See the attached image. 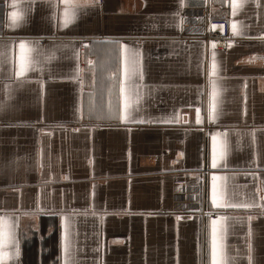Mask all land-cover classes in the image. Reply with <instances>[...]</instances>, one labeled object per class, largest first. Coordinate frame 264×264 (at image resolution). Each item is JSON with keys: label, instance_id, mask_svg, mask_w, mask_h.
<instances>
[{"label": "crops", "instance_id": "obj_1", "mask_svg": "<svg viewBox=\"0 0 264 264\" xmlns=\"http://www.w3.org/2000/svg\"><path fill=\"white\" fill-rule=\"evenodd\" d=\"M67 4L0 0V264H213V220L221 264H264V0Z\"/></svg>", "mask_w": 264, "mask_h": 264}, {"label": "snow or ice", "instance_id": "obj_2", "mask_svg": "<svg viewBox=\"0 0 264 264\" xmlns=\"http://www.w3.org/2000/svg\"><path fill=\"white\" fill-rule=\"evenodd\" d=\"M66 2V7H65V20H64V24L65 26L67 25V23L70 22V20L68 19V4H67V0H65ZM14 17L16 16V14H13ZM215 27V26H213ZM236 30L235 27V23H233V31ZM20 58H19V66L17 69H15V76L17 77H22L24 75V73L26 71L29 70V67L31 66V64L33 63L32 61H30L27 57H26V52L31 51V49L26 48L25 43L23 41L20 42ZM123 48H127L126 45H122ZM214 57H215V53H213V63H212V73L214 74L215 72V61H214ZM0 59H5L6 60V52L5 51H0ZM89 63H91V61H89ZM79 71V69L77 70ZM123 74H124V80L121 81L120 84V93L122 95H124V100H125V110H127L128 107V95L126 93H130V90L126 87L127 82H129L133 77L139 75L140 78L142 79V69L139 65V61L137 58V54L134 52L128 53L125 55L124 58V65H123ZM212 87H213V91L211 93V100H210V104H209V115L210 118H215L214 113H215V107H216V85L215 82H212ZM93 110L90 108V111ZM197 120L199 121V110H197ZM123 118H127V115L125 114V116ZM162 122H170V121H162ZM215 140V138H214ZM223 154V153H221ZM216 163V155H215V144H214V154H213V166H215ZM215 177L213 178V189H212V202L214 205H217L219 207H251V205L248 204H234V205H228L223 203V194L222 193H218L217 192V187L215 184ZM222 219V218H220ZM4 218L0 217V221H3ZM213 224V234H212V254H213V264H221V261L217 260V254L218 251H220L222 249V245L218 244V240H217V235H216V227L215 225L217 224L216 220L212 221ZM5 233H0V236H4ZM249 250L250 246H249ZM68 251V245L67 243L65 244V252L67 253Z\"/></svg>", "mask_w": 264, "mask_h": 264}, {"label": "built area", "instance_id": "obj_3", "mask_svg": "<svg viewBox=\"0 0 264 264\" xmlns=\"http://www.w3.org/2000/svg\"><path fill=\"white\" fill-rule=\"evenodd\" d=\"M198 37L204 39L208 51H212V49H225L230 41L236 39L231 31L229 20L226 17L210 19L206 23L204 31ZM214 127H216L215 124L207 120L206 123L200 127V131L206 133L209 129ZM182 183L183 181H177L176 184ZM210 215H216V213L210 212Z\"/></svg>", "mask_w": 264, "mask_h": 264}, {"label": "rangeland", "instance_id": "obj_4", "mask_svg": "<svg viewBox=\"0 0 264 264\" xmlns=\"http://www.w3.org/2000/svg\"><path fill=\"white\" fill-rule=\"evenodd\" d=\"M203 255H205V254H203ZM203 262V261H202ZM202 262H201V264H202Z\"/></svg>", "mask_w": 264, "mask_h": 264}]
</instances>
